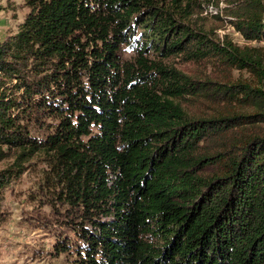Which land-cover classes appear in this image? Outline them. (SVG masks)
Listing matches in <instances>:
<instances>
[{"label":"trees","instance_id":"1","mask_svg":"<svg viewBox=\"0 0 264 264\" xmlns=\"http://www.w3.org/2000/svg\"><path fill=\"white\" fill-rule=\"evenodd\" d=\"M24 1L30 12L0 42V161L13 160L0 196L44 155L64 210L53 224L78 241L55 245L68 264H264V47L190 23L223 2L216 19L264 43V0ZM175 56L226 77L192 79L162 61Z\"/></svg>","mask_w":264,"mask_h":264},{"label":"rangeland","instance_id":"2","mask_svg":"<svg viewBox=\"0 0 264 264\" xmlns=\"http://www.w3.org/2000/svg\"><path fill=\"white\" fill-rule=\"evenodd\" d=\"M224 8L223 2H220L218 7L209 5L206 9L198 11L190 23L212 33V38L219 42L226 38L239 46L250 44L264 47L263 42H245L225 20H219L223 17ZM29 12L30 9L24 0L0 1V42L16 35ZM119 53L123 59L130 61L135 56L130 47H121ZM150 56L151 59H160L154 54ZM162 61L169 68H174L195 80L209 79L221 82L226 77L216 68L187 62L181 56ZM229 78L243 81L248 79V75L232 71ZM180 103L187 113L197 118L208 117L213 112L212 107L198 101L183 100ZM239 112L254 113V110L247 108L240 109ZM48 122L49 120H45L42 130L38 125H33L31 135L40 140L44 138V130L50 125ZM254 128L264 130V125L256 124ZM12 163V158L0 161V173ZM23 168L22 174L12 179L0 196V264H68L72 257L63 253L58 256L55 245L61 241L76 244L77 237L68 225L53 224V217H57L59 212L64 213V210L61 206L53 205L51 200L56 177L53 179L48 158L38 155L25 163ZM211 172L212 169H207L201 174L205 176ZM45 222L49 224L45 226Z\"/></svg>","mask_w":264,"mask_h":264}]
</instances>
